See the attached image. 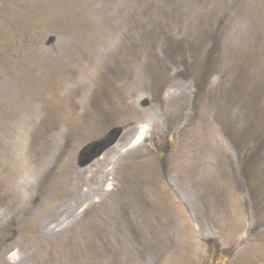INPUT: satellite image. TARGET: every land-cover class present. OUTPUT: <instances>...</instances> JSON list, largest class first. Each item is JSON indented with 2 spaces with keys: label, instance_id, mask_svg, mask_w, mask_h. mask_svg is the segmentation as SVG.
<instances>
[{
  "label": "rangeland",
  "instance_id": "374dc122",
  "mask_svg": "<svg viewBox=\"0 0 264 264\" xmlns=\"http://www.w3.org/2000/svg\"><path fill=\"white\" fill-rule=\"evenodd\" d=\"M201 228L264 264V0H0V264H197Z\"/></svg>",
  "mask_w": 264,
  "mask_h": 264
},
{
  "label": "flooded vegetation",
  "instance_id": "af4514ba",
  "mask_svg": "<svg viewBox=\"0 0 264 264\" xmlns=\"http://www.w3.org/2000/svg\"><path fill=\"white\" fill-rule=\"evenodd\" d=\"M192 237V236H191ZM192 241H188L186 246V251H190L191 259L189 258V253L187 255V260L189 262H194L193 259L196 256L197 264H232L231 248L229 250L222 247V243L216 239V233L210 229L201 228L195 232ZM196 250L198 254L196 253ZM202 251V256L199 260L200 252ZM199 260V263H198Z\"/></svg>",
  "mask_w": 264,
  "mask_h": 264
},
{
  "label": "water",
  "instance_id": "95a60500",
  "mask_svg": "<svg viewBox=\"0 0 264 264\" xmlns=\"http://www.w3.org/2000/svg\"><path fill=\"white\" fill-rule=\"evenodd\" d=\"M120 132V129H115L94 143L84 147L78 155L80 165L84 166L99 157L103 151L111 147L116 142Z\"/></svg>",
  "mask_w": 264,
  "mask_h": 264
}]
</instances>
